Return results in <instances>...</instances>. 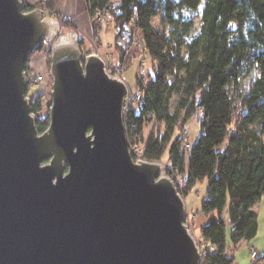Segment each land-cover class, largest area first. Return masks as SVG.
<instances>
[{
    "label": "water",
    "instance_id": "water-1",
    "mask_svg": "<svg viewBox=\"0 0 264 264\" xmlns=\"http://www.w3.org/2000/svg\"><path fill=\"white\" fill-rule=\"evenodd\" d=\"M61 30L0 0V264H201L168 167L131 156L127 84ZM45 43L53 84L39 133L25 67Z\"/></svg>",
    "mask_w": 264,
    "mask_h": 264
},
{
    "label": "trees",
    "instance_id": "trees-1",
    "mask_svg": "<svg viewBox=\"0 0 264 264\" xmlns=\"http://www.w3.org/2000/svg\"><path fill=\"white\" fill-rule=\"evenodd\" d=\"M85 1L93 18L107 8L118 31L124 22L138 30L153 60V74L145 82L137 78L143 103L131 106L127 115L129 145L141 148L148 162H160L168 152L184 197L208 179L201 210L217 217L200 229L209 247L202 264H234L226 221L234 245L253 239L259 229L254 208L264 196V0ZM45 2L47 9H56V0ZM24 4L25 12L33 9ZM63 26L74 28L67 20ZM41 49L49 53L48 45ZM30 63L27 76L34 72ZM44 95L31 97L37 116ZM198 110L201 133L185 149L183 136L175 133ZM36 125L45 132L49 115L38 117Z\"/></svg>",
    "mask_w": 264,
    "mask_h": 264
},
{
    "label": "rangeland",
    "instance_id": "rangeland-1",
    "mask_svg": "<svg viewBox=\"0 0 264 264\" xmlns=\"http://www.w3.org/2000/svg\"><path fill=\"white\" fill-rule=\"evenodd\" d=\"M27 4L33 7V9H41L44 12V17L49 19H57L61 23L62 30L61 34L65 35L69 32H75L79 36V43L81 46V50L83 53V57H86L90 53H97L93 55H99L104 60L105 64L108 65H119L120 68L123 67L125 78H126V84L129 88V90L132 93H138V88L136 86L137 78L143 79L145 82L148 75L153 74V60L150 56H148L147 53H144L141 55V52L144 50L142 49V41L140 37V32L134 28H132V31L134 33V38L132 40V43L129 44L125 49L121 48L118 45L117 38L120 33V30L115 27L114 22L110 19V13H107V22L101 23L100 14H97L94 18L91 17V25H92V36L88 37L85 36L84 33H82L78 27L77 24L73 21L72 18L65 17L61 12L57 11V9L49 10L46 8V2L45 0H25ZM119 0H115L112 5L118 4ZM58 3V0H56V5ZM87 11L88 7L86 4ZM90 14V12H89ZM64 20H67L70 22V24L73 25L74 28H67L63 26ZM123 25V24H122ZM121 25V28H122ZM110 29L107 31V41L112 43L114 36H116L115 45L117 46V57L113 54H109L107 56H104L101 54L100 46L98 41H100V33L104 29ZM118 31V34H116ZM83 43V45H81ZM49 46V53L44 55V53H35L33 54L29 59H31L30 66H34L37 70H39L46 79V94L42 97L43 102V110L41 113L37 116V118L45 119L49 115V107L51 103V91H52V84L53 80L50 76V66H51V44H48ZM144 48V47H143ZM107 49L108 45H107ZM37 61V62H36ZM34 73V72H33ZM33 73H30L33 74ZM113 76V75H112ZM114 77V76H113ZM116 78V77H115ZM245 82H241V86L243 87ZM49 89V91H47ZM44 91L43 86H35L32 88H29V94L31 96H37L40 93ZM142 93L140 92V96ZM177 99V96H174L171 102V109H174V102ZM184 115V114H183ZM201 118L202 113L200 110H198L195 114H193L185 123H182L178 126L177 131L175 133V137L179 136L182 137L184 140L183 146L190 142V147L195 143L198 136L201 133ZM152 125H148L145 128V137L148 136L149 132L151 131ZM157 129L163 130L162 126L153 127ZM189 147V148H190ZM186 148V149H189ZM223 148V147H222ZM142 158V157H141ZM169 153L166 152V154L162 158L163 164L169 163ZM134 162H140L144 161L145 159L142 158V160L137 161L135 158L133 159ZM169 173V171H168ZM181 179V178H180ZM207 187H208V179H204L201 181H198L194 188L186 195L185 202H186V209L188 217L186 218V222L193 234V236L196 238L197 242H203L204 240L201 237L200 229L202 226L206 225L210 219L214 216L217 217V213H210L205 214L201 210V205L203 199L207 195ZM254 210L258 213V224L259 229L257 235L249 240V241H242L237 245H234L231 242V230L232 225L230 222L226 221L227 227H226V234H227V245L229 246L228 251L234 255V264H254L255 260L251 257V250L255 249L258 253V261L256 264H264V196L261 199V201L255 206Z\"/></svg>",
    "mask_w": 264,
    "mask_h": 264
},
{
    "label": "built area",
    "instance_id": "built-area-1",
    "mask_svg": "<svg viewBox=\"0 0 264 264\" xmlns=\"http://www.w3.org/2000/svg\"><path fill=\"white\" fill-rule=\"evenodd\" d=\"M23 2L25 3L26 1L23 0ZM107 13L109 14L107 8L98 12V14H100V16H102L100 18L101 23L107 22ZM133 38H134V33L132 31L131 25L124 22L122 25V28H120V33H119L118 38H117L118 45L121 48L125 49L129 44L132 43ZM43 45H48V44L45 43ZM141 46H142V49L144 50L143 52H141V55H143L144 53H146V51L143 48V44ZM90 54H93V53H90ZM106 69H107L108 73L112 74L117 79L125 81V73H124L123 67L120 68L119 65H108V68H107V64H106ZM27 78H28L29 88H32L35 86H43L44 91L40 94H46V85H47L46 79H45V76L40 71H37L36 73H33L31 75H28ZM47 91H49V89H47ZM140 92L141 91L139 89H138V93H132L129 90V95L125 99L124 104H123V112H124L125 122L127 120V115L129 113L130 107L135 105V104H138L140 106L142 105L143 100H142V97L140 96ZM31 97H33V96H30V98H29L30 100H31ZM183 147L185 149L189 148L190 142L186 143ZM130 152H131L133 159L135 158L137 161L142 160L141 157H142L143 151L141 148L135 147V146L134 147L130 146ZM144 161H146V160H144ZM168 171H169L170 178L175 182L176 186L181 191V189L183 187V183L180 179L181 177L175 171H172L170 167H168ZM197 243H198V246L201 250V256H202V261H203L204 256L209 251V247H208L206 241L197 242ZM251 257L254 260L257 259L258 253L255 249L251 250Z\"/></svg>",
    "mask_w": 264,
    "mask_h": 264
},
{
    "label": "crops",
    "instance_id": "crops-1",
    "mask_svg": "<svg viewBox=\"0 0 264 264\" xmlns=\"http://www.w3.org/2000/svg\"><path fill=\"white\" fill-rule=\"evenodd\" d=\"M85 0H58L56 5L57 11L61 12L65 17L72 18L75 24L80 28L79 30L84 33L85 36H92L91 17H89V11L86 8ZM110 29L104 28L100 33V41H98L101 48L102 55L107 56L113 54L117 57V46L115 45L116 36H114L112 43L107 41V31ZM107 45L108 48L107 49Z\"/></svg>",
    "mask_w": 264,
    "mask_h": 264
},
{
    "label": "bare ground",
    "instance_id": "bare-ground-1",
    "mask_svg": "<svg viewBox=\"0 0 264 264\" xmlns=\"http://www.w3.org/2000/svg\"><path fill=\"white\" fill-rule=\"evenodd\" d=\"M22 2H23V0H21ZM64 40V39H63ZM37 53H43V51H42V49L39 51V52H37ZM36 53V54H37ZM93 54H96L95 52H93ZM92 54V55H93ZM37 62V61H36ZM31 68L32 69H34V73H36L37 71H39V70H37L34 66H31ZM105 69H106V64H105ZM106 71H107V69H106ZM108 72V71H107ZM108 74H110V73H108ZM110 75H112V74H110ZM115 77V76H114ZM122 81V80H121ZM123 82H125L126 83V78H125V81H123ZM30 94H29V84H28V90H27V94H26V97H28V98H30ZM189 142V141H188ZM128 144H129V142H128ZM129 150H130V145H129ZM131 153V152H130ZM132 156V155H131ZM133 158V157H132ZM167 167H169L168 165H169V163H167V164H165ZM169 175V174H168ZM175 183V182H174ZM176 185V184H175ZM177 187V186H176ZM177 189H178V187H177ZM178 192L182 195V193H181V191L178 189ZM183 196V195H182ZM183 198L185 199V197L183 196ZM188 215L189 214H187V216H186V218L188 217ZM185 223H186V225H187V227H188V229L190 230V228H189V226H188V224H187V222H186V220H185ZM190 232H191V230H190ZM192 233V232H191ZM193 235V234H192ZM196 239V238H195ZM201 264H202V261H201Z\"/></svg>",
    "mask_w": 264,
    "mask_h": 264
}]
</instances>
